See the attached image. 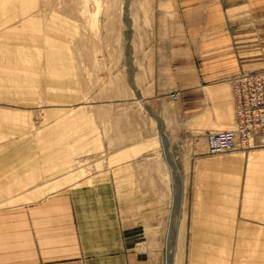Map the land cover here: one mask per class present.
<instances>
[{
    "label": "rangeland",
    "instance_id": "1",
    "mask_svg": "<svg viewBox=\"0 0 264 264\" xmlns=\"http://www.w3.org/2000/svg\"><path fill=\"white\" fill-rule=\"evenodd\" d=\"M211 1L0 0V201L27 190L38 200L70 185L97 188L113 158L135 161L136 197L122 201L135 208L142 264H167V254L172 264H264V166L247 171V158L264 146L199 151L176 163L159 110L166 129L189 125L198 111L186 100H139L146 80H230L264 67V4L229 0L212 34L225 35L224 56L239 68L206 79L194 35L210 22L187 12ZM226 112L216 126L208 117L197 126L206 129L198 145L232 128L233 109ZM225 159L233 162L220 165ZM149 191L165 208L155 218L136 212Z\"/></svg>",
    "mask_w": 264,
    "mask_h": 264
},
{
    "label": "crops",
    "instance_id": "2",
    "mask_svg": "<svg viewBox=\"0 0 264 264\" xmlns=\"http://www.w3.org/2000/svg\"><path fill=\"white\" fill-rule=\"evenodd\" d=\"M226 1L229 0H212L205 6V3H198L191 13L187 12L210 22L202 30L198 27L194 35L200 38L198 45L203 46L207 56L202 68L211 76L206 75V79L229 77L236 67L239 68L237 62L229 63L224 56L228 46L225 35L212 34L218 30ZM248 3L262 6L264 0H248ZM228 81L146 80L148 87L139 91V100H156L162 105L179 101L184 104L186 100L190 110L198 111L189 125H173L166 129L164 108L159 110L158 116L165 128L163 133L167 135L164 137L170 141L171 156L176 163L194 160L199 151L206 153V145L196 143V138L206 129H198L197 126L203 124L205 117L210 119L206 120L208 124L216 126L217 118L227 115L229 108L233 109ZM172 94L176 95V101L171 100ZM232 115L228 113L233 124ZM176 120L174 118L172 123L176 124ZM113 161L112 166L107 165L98 174L100 187L77 189L70 185L54 192H43L38 200L30 199L36 194L27 190L1 200L0 264H142L141 254L136 253L135 248L141 243L139 239L136 241L135 217L131 216L135 208L122 201L124 196L136 197V162L117 157ZM232 162L225 159L220 165L228 166ZM262 165L264 154L247 158V171L252 174L257 173ZM260 173L264 174V169H260ZM152 179H157L156 174ZM122 181L132 183L124 188ZM156 193L149 191L138 195L148 199V203L144 201L136 212L154 216L165 211L157 205ZM139 220L142 221L141 218Z\"/></svg>",
    "mask_w": 264,
    "mask_h": 264
},
{
    "label": "built area",
    "instance_id": "3",
    "mask_svg": "<svg viewBox=\"0 0 264 264\" xmlns=\"http://www.w3.org/2000/svg\"><path fill=\"white\" fill-rule=\"evenodd\" d=\"M228 82L233 125L230 130L206 134V154L209 156L264 146V67L235 74ZM171 100H177L175 94L171 95Z\"/></svg>",
    "mask_w": 264,
    "mask_h": 264
},
{
    "label": "bare ground",
    "instance_id": "4",
    "mask_svg": "<svg viewBox=\"0 0 264 264\" xmlns=\"http://www.w3.org/2000/svg\"><path fill=\"white\" fill-rule=\"evenodd\" d=\"M233 116V115H232ZM234 117V116H233ZM165 157H166V155H165ZM169 164H171V166H172V169L174 168L175 169V164H174V162L172 161V162H170L169 161ZM168 165V164H167ZM173 169V170H174ZM173 251V250H172ZM171 253V252H170ZM170 255L169 254H167V260H168V263L167 264H172V261H171V258L169 257Z\"/></svg>",
    "mask_w": 264,
    "mask_h": 264
},
{
    "label": "water",
    "instance_id": "5",
    "mask_svg": "<svg viewBox=\"0 0 264 264\" xmlns=\"http://www.w3.org/2000/svg\"><path fill=\"white\" fill-rule=\"evenodd\" d=\"M164 145H162L161 147H163ZM163 149H164V156H165V147H163ZM166 158V163L168 164V166H170V164H169V159L167 158V157H165Z\"/></svg>",
    "mask_w": 264,
    "mask_h": 264
}]
</instances>
